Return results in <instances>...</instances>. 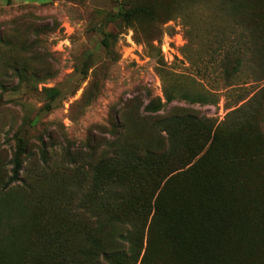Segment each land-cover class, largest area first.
I'll use <instances>...</instances> for the list:
<instances>
[{
	"label": "rangeland",
	"instance_id": "374dc122",
	"mask_svg": "<svg viewBox=\"0 0 264 264\" xmlns=\"http://www.w3.org/2000/svg\"><path fill=\"white\" fill-rule=\"evenodd\" d=\"M190 229L264 264V0H0V264H186Z\"/></svg>",
	"mask_w": 264,
	"mask_h": 264
},
{
	"label": "trees",
	"instance_id": "16d2710c",
	"mask_svg": "<svg viewBox=\"0 0 264 264\" xmlns=\"http://www.w3.org/2000/svg\"><path fill=\"white\" fill-rule=\"evenodd\" d=\"M180 98L184 99V100H188V101H196V99H198V96H193V95H190L187 93H181ZM176 122H175V124H176ZM124 156H125V158H127V154H124ZM134 158H135V156H133V160H134ZM19 166H20V161L18 159L13 160V165H12L11 170H10L11 173L6 180L5 185H8L11 182H14L17 180ZM130 180L132 182L131 187L129 188L130 192H132L134 194L142 193L143 189L139 187L140 184L137 181L138 178L136 177V179H135V177H132V178H130ZM119 203H120V201L118 203L116 201L115 204L113 202V206L115 205L113 208L117 207V205ZM173 207H175L174 203H173ZM107 208H108V199L106 196H104L103 209L107 210ZM171 211H173V210L170 207H167L166 214H169L170 217L173 216V213H171ZM167 225L168 224H167L166 220L163 219L164 235L168 236L170 238L169 240H171V244L173 243V246L178 248V243H181L183 240H185L184 234L186 233V228L176 229L173 226H167ZM200 232H201L200 230H196V229H190L189 230L188 233H190V238H191V240H189V243L191 245L200 246V244H202L201 243L202 240L198 236V234ZM127 236L133 237L129 233H127V231H125V233H123V234H119V237L124 241H126V239L128 240ZM137 239H138V237L135 236V237L131 238L130 241H133V240L136 241ZM204 240L209 241L208 238H205ZM199 248L201 250V246ZM179 251H180V249H179ZM201 252H202V250H201ZM201 252L199 251L198 252L199 254L194 253L193 255H189L190 259L187 258V260H185L186 264H211L210 258H209L208 253H207V249L204 252H202V253ZM180 253H181V251H180Z\"/></svg>",
	"mask_w": 264,
	"mask_h": 264
}]
</instances>
